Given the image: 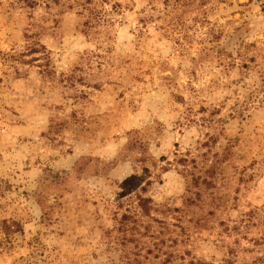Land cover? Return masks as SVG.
I'll return each instance as SVG.
<instances>
[{
  "label": "rangeland",
  "instance_id": "374dc122",
  "mask_svg": "<svg viewBox=\"0 0 264 264\" xmlns=\"http://www.w3.org/2000/svg\"><path fill=\"white\" fill-rule=\"evenodd\" d=\"M0 264H264V0H0Z\"/></svg>",
  "mask_w": 264,
  "mask_h": 264
}]
</instances>
